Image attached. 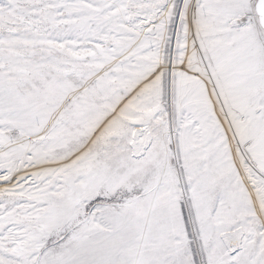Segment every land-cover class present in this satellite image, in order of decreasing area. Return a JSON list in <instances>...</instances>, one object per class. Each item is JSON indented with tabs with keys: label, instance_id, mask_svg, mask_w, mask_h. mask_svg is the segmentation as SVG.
<instances>
[{
	"label": "snow or ice",
	"instance_id": "obj_1",
	"mask_svg": "<svg viewBox=\"0 0 264 264\" xmlns=\"http://www.w3.org/2000/svg\"><path fill=\"white\" fill-rule=\"evenodd\" d=\"M0 264H264V0H0Z\"/></svg>",
	"mask_w": 264,
	"mask_h": 264
}]
</instances>
